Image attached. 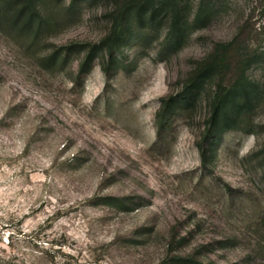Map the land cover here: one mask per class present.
I'll list each match as a JSON object with an SVG mask.
<instances>
[{
  "label": "rangeland",
  "instance_id": "1",
  "mask_svg": "<svg viewBox=\"0 0 264 264\" xmlns=\"http://www.w3.org/2000/svg\"><path fill=\"white\" fill-rule=\"evenodd\" d=\"M33 1L58 25L36 38L46 47L31 56L0 30V264H170L175 255L264 264L259 10L249 27L260 54L248 76L262 98L237 128L205 142V164L199 144L216 81L190 107L159 113L162 97H181L198 62L233 38L252 0H217L213 21L188 24L180 46L168 35L174 17L160 9L145 25L132 22L131 40L116 53L100 51L87 73L76 53L53 71L37 59L71 43L99 42L119 0ZM184 1L181 17L190 22L195 0ZM11 21L1 24L10 29Z\"/></svg>",
  "mask_w": 264,
  "mask_h": 264
},
{
  "label": "trees",
  "instance_id": "2",
  "mask_svg": "<svg viewBox=\"0 0 264 264\" xmlns=\"http://www.w3.org/2000/svg\"><path fill=\"white\" fill-rule=\"evenodd\" d=\"M188 3L184 0H119L110 11L111 28L108 34L99 42L71 43L67 47L56 48L50 53L38 58L40 66L48 71H53V66H62L69 60L71 54L81 55L79 70L81 73L89 72L95 61L106 50L109 54L116 53L126 41L131 40L128 30L134 21L145 25L156 18L158 10H165L174 17V25L168 33L172 43L180 46L187 36V26L201 28L209 25L216 13L219 11L217 0H195L194 16L192 21L184 22L183 12ZM33 0H4L0 5V30L11 36L19 45L26 48L33 56L37 49H43L41 43L36 45V38L45 33H50L57 28L56 21L50 17H43L35 9ZM260 11L261 19H264V0H252L250 12L239 24L236 33L229 41H219L215 44L213 51L198 62L193 71L185 79L183 94L181 97L165 96L161 99V112L174 111L181 103L185 109L194 103L198 93L203 90L206 84L216 81V90L210 101V114L206 128V139L199 144L201 161L205 164L208 161L211 143L227 130L237 128L240 118L246 117L257 106V100L262 98V91L257 83L249 76L248 70L259 58L258 50L251 46V35L253 31L249 27L254 21L256 11ZM57 16H53L56 20ZM2 20H12L10 29L3 27ZM54 22L52 27L50 23ZM254 24V23H253ZM14 32V33H13ZM22 40V41H20ZM44 44V42H43ZM46 47V46H45ZM231 75V81H225ZM188 106V107H187ZM170 118V117H169ZM163 126L167 119L160 118ZM249 132V131H248ZM259 154L264 157V142L261 145ZM111 198V197H109ZM118 202L123 200L113 198ZM170 264H215L204 262L195 255H175L170 258Z\"/></svg>",
  "mask_w": 264,
  "mask_h": 264
}]
</instances>
